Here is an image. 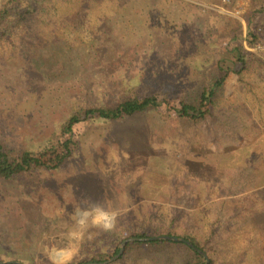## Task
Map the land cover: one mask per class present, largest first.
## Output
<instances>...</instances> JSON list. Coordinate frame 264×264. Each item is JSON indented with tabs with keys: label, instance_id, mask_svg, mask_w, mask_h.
Masks as SVG:
<instances>
[{
	"label": "rangeland",
	"instance_id": "374dc122",
	"mask_svg": "<svg viewBox=\"0 0 264 264\" xmlns=\"http://www.w3.org/2000/svg\"><path fill=\"white\" fill-rule=\"evenodd\" d=\"M149 1L123 7L104 0L93 5L101 8L99 22L85 16L79 30L81 1L54 0L0 39V139L18 151L40 152L58 135L60 152L74 110L112 101L129 76L147 89L174 91L171 108L79 125L78 150L58 169L0 181V262L49 264L46 249L70 243L74 207L88 196L120 210L112 232L122 239L160 228L195 237L217 264H264V55L257 45L244 42L262 61L241 81L229 74L213 119L175 112L176 99L195 101L203 78H221L218 44L224 47L235 21L246 35L253 0ZM255 20L264 34V17ZM93 232L73 245L72 262L111 236ZM185 252L131 254L109 264H173Z\"/></svg>",
	"mask_w": 264,
	"mask_h": 264
},
{
	"label": "trees",
	"instance_id": "16d2710c",
	"mask_svg": "<svg viewBox=\"0 0 264 264\" xmlns=\"http://www.w3.org/2000/svg\"><path fill=\"white\" fill-rule=\"evenodd\" d=\"M54 0H4L0 2V39L11 38L16 30H19L28 21L39 16L48 9V5ZM80 11L77 13L81 19L77 22L76 28L86 29L82 18L87 16L99 22L97 18L101 13V8L95 7V4H104L97 0H80ZM109 1V0H107ZM115 1V0H113ZM123 2V7H131L136 1L142 4H147L151 7L149 0H120ZM163 1V0H161ZM258 1V2H257ZM264 1L253 0L251 2V11L248 15L247 31L244 35V27L239 21L233 22L229 26L228 36L224 47L221 42L218 44V60L216 61L217 70L221 74V78L209 82L208 78H203L200 92L196 93L197 98L193 100L180 101L175 100L180 106L175 108L179 119H188L194 122L213 119L212 111L217 107V102L220 96L225 94V81L229 74H235L240 81L243 79L244 73L248 66L254 62L261 63V59L254 57L247 52V47L244 42L250 47L259 44H264V34L259 33L256 28V18L264 17ZM162 5V3H161ZM163 13V10L160 11ZM96 17V19H95ZM109 42V41H107ZM155 48L161 45V41L153 38ZM164 90H154L143 86L134 77H127L124 82L118 86L119 93L112 101L100 104H83L74 110L73 115L62 126L61 137L63 140L59 143V151L54 142L58 135L50 138L49 144L40 152L18 151L8 147L0 139V181L5 183H15L24 175L39 170L53 171L64 165L68 159L72 158L78 150V142L76 139V128L88 122L95 121H110L117 122L125 118H132L139 115L150 114L158 111L162 106L170 107L173 102V90H168L164 86ZM146 88L147 91H144ZM114 89L112 88V91ZM58 152V153H57ZM104 240L103 245L96 248L92 253H86L79 261H74L72 264L85 263H102L116 256L120 252L121 244L126 240L122 239L116 232H110V235ZM160 236H178L171 230L166 232L160 228L146 230L144 232H131L128 238L143 239ZM192 243L203 253H208L207 249L192 236L180 237ZM185 249V253H181V259L173 264H206L205 257L198 251L191 248L186 243H179L167 240H159L152 242H132L125 246V251L119 258L118 262H124L131 254H174ZM209 264H217L214 259H210Z\"/></svg>",
	"mask_w": 264,
	"mask_h": 264
},
{
	"label": "clouds",
	"instance_id": "9594fccd",
	"mask_svg": "<svg viewBox=\"0 0 264 264\" xmlns=\"http://www.w3.org/2000/svg\"><path fill=\"white\" fill-rule=\"evenodd\" d=\"M121 212L115 207H109L102 201H94L91 197L82 196L72 213L73 224L66 234L70 242L64 247H51L46 249L49 264H72L76 256L73 245L91 239L95 233L112 232L117 228ZM27 264V262H25Z\"/></svg>",
	"mask_w": 264,
	"mask_h": 264
},
{
	"label": "water",
	"instance_id": "95a60500",
	"mask_svg": "<svg viewBox=\"0 0 264 264\" xmlns=\"http://www.w3.org/2000/svg\"><path fill=\"white\" fill-rule=\"evenodd\" d=\"M159 240H167V241H173V242H179V243H186L191 248H193L194 250L200 252L205 257L206 264L210 263V259L208 258L206 253L201 252L192 243L186 241L185 239L179 238V237H174V236H160V237H151V238H143V239H134V238L133 239H128L122 244V246L120 248V252L115 257H113L112 259H110V260H108L106 262H102V263H87V264H109L111 262H114V261L118 260L122 256V254L125 251V246L128 243H132V242H152V241H159ZM0 264H21V263H18V262H15V261H3V262H0Z\"/></svg>",
	"mask_w": 264,
	"mask_h": 264
},
{
	"label": "built area",
	"instance_id": "2783aa9c",
	"mask_svg": "<svg viewBox=\"0 0 264 264\" xmlns=\"http://www.w3.org/2000/svg\"><path fill=\"white\" fill-rule=\"evenodd\" d=\"M255 51H258L259 53H261L262 55H264V45H257L255 48Z\"/></svg>",
	"mask_w": 264,
	"mask_h": 264
}]
</instances>
